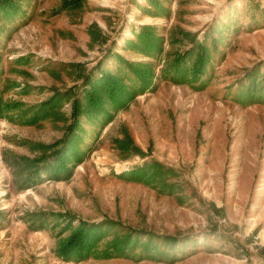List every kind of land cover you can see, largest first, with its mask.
I'll use <instances>...</instances> for the list:
<instances>
[{
    "label": "rangeland",
    "instance_id": "374dc122",
    "mask_svg": "<svg viewBox=\"0 0 264 264\" xmlns=\"http://www.w3.org/2000/svg\"><path fill=\"white\" fill-rule=\"evenodd\" d=\"M0 1V264H264V0ZM105 73L131 96L74 129ZM64 138L66 179L46 169ZM79 222L107 228L58 256ZM113 234L125 256L103 258Z\"/></svg>",
    "mask_w": 264,
    "mask_h": 264
},
{
    "label": "trees",
    "instance_id": "16d2710c",
    "mask_svg": "<svg viewBox=\"0 0 264 264\" xmlns=\"http://www.w3.org/2000/svg\"><path fill=\"white\" fill-rule=\"evenodd\" d=\"M0 5L2 7L11 8V6H8V4H4L2 1H0ZM139 40L140 42L146 44L153 43L151 38L144 39L142 36H139ZM195 46L201 50L200 54H195L196 62L194 63V65H197V61L204 55V52L202 46H199L197 44ZM126 66L138 80L140 88H144L149 83V74H147L145 65L140 63H126ZM84 80V85L88 86V88H84L83 90H81V96L74 99L72 103L71 117L74 121V129L78 128V118L80 115L94 116L100 112H105L103 106L106 102H109V104L112 105L113 109H119L131 96V93L126 89V87L121 85L120 81L116 77L108 73L101 75L93 83L91 78H86ZM62 96L64 97L65 95ZM56 98L57 94H54L46 102L41 103L38 112L46 111L44 107H47V113L50 112L52 108L51 103L55 101ZM73 127H70V129H73ZM57 144L55 146H57ZM60 144L61 147H58L59 149H56L53 152L55 153V160L52 164H48L46 166V169L50 172L51 175H55V177L63 173L64 177H62V179H66L67 174H69V169H67L65 166V160H70L72 159V157L77 155L75 151L74 140L72 138L62 139ZM117 144H119L121 149L127 147L126 143H124L123 141H119L117 142ZM146 167V165H143L140 168H135L133 171H130V177L135 179L136 177H140L139 174L144 175V169H148ZM152 167H155L156 169L158 168L157 165H152ZM152 176L153 173H150L148 177H146L147 179H144L146 183H149L152 180ZM44 215L45 213L37 214L36 216L40 218L44 217ZM114 225L115 223L110 222L107 224L108 227H112ZM102 228L107 227L103 225V223L86 224L84 222H79L77 226H75L70 231V233L58 243V247L56 250L57 255L63 258L84 257L86 253L95 245V242L101 238L102 233H104L103 231H101ZM129 241L130 237L128 236V234H124L119 237L113 234V237L101 251L102 257L109 258L119 255L125 256L123 252L125 247L129 246Z\"/></svg>",
    "mask_w": 264,
    "mask_h": 264
}]
</instances>
